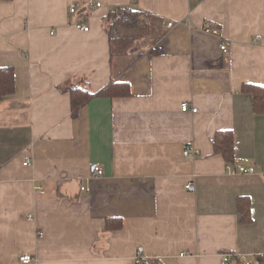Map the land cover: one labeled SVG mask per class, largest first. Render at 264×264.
<instances>
[{
	"label": "crops",
	"instance_id": "0c3cea01",
	"mask_svg": "<svg viewBox=\"0 0 264 264\" xmlns=\"http://www.w3.org/2000/svg\"><path fill=\"white\" fill-rule=\"evenodd\" d=\"M118 6L141 10L146 32L113 48L103 22ZM8 66L0 264H223L225 253L237 264L264 254V113L242 91L264 86V0H0ZM81 81L95 97L74 116L64 88ZM119 83L131 93L117 96ZM110 84V96L96 95ZM185 101L198 111H183ZM219 130L234 132L232 165L256 171L227 170Z\"/></svg>",
	"mask_w": 264,
	"mask_h": 264
},
{
	"label": "trees",
	"instance_id": "16d2710c",
	"mask_svg": "<svg viewBox=\"0 0 264 264\" xmlns=\"http://www.w3.org/2000/svg\"><path fill=\"white\" fill-rule=\"evenodd\" d=\"M143 12L137 8L130 6H118L113 8L109 15L103 22V27L109 34L112 41L113 48H116L118 43L127 41L128 44L135 43L137 39L143 36V32L146 28V20L143 19ZM129 34L118 35L117 32L120 29ZM122 30V31H123ZM142 31V32H141ZM136 32H141L136 34ZM130 35V36H129ZM112 84L107 86L105 89L100 91L96 95L110 96L112 94V89L110 87ZM129 85L124 83L117 84V96H122L131 93L127 90ZM16 89V75L15 68L13 66L0 67V100L5 96L12 94ZM65 91L71 94L72 98V109L73 115L77 116L80 108L90 101L95 94L92 93L88 85H85L83 81L80 84H69L64 88ZM244 93H248L252 96L253 110L257 114L264 113V86L245 83L242 87ZM214 148L217 153H221L228 164H235V137L232 130H219L214 137ZM238 207L242 214V221L245 223H250L252 221V213L250 205L247 204V200L240 198L238 201ZM112 219L107 218V227L109 229L117 228L121 226L118 222H111ZM252 264H264V254H259L252 259ZM136 264H163L158 258H142L140 257L139 262ZM237 264H245V262L238 259Z\"/></svg>",
	"mask_w": 264,
	"mask_h": 264
},
{
	"label": "built area",
	"instance_id": "2783aa9c",
	"mask_svg": "<svg viewBox=\"0 0 264 264\" xmlns=\"http://www.w3.org/2000/svg\"><path fill=\"white\" fill-rule=\"evenodd\" d=\"M98 5L100 6L101 3H98ZM77 10V5L76 4H72L70 7V11L71 13H75ZM78 28L84 30V31H88L89 30V25L83 23V22H77L75 24ZM212 32H215V30H210ZM220 49L224 52H226L228 50V42L227 41H223L221 42L220 45ZM181 108L183 111H188V110H192L194 113H196L198 111L197 107H193L192 109H190L189 103L187 101L183 102L181 105ZM185 156L189 157V158H197L200 155V151L195 149V150H191V149H186L184 151ZM29 160L27 159L25 161V164H29ZM227 170L232 172V173H243V174H247V173H253L254 171H256L255 167H245L243 165H237V166H233L232 164H227ZM93 173L95 174V176L99 177L102 176L104 174V169L102 166L100 165H95L93 168ZM187 189H192L193 185L191 183L186 185ZM82 190H89V188H87L86 186H82L81 187ZM40 235H43V232L40 233ZM233 257V253H225L223 254L222 257V262L223 264H227L230 262L231 258ZM33 257L30 254H24L20 257V260L23 263H29L31 261H33ZM140 257L137 258V262H139ZM242 261L245 262V264H252L253 261L251 259H246V258H242Z\"/></svg>",
	"mask_w": 264,
	"mask_h": 264
},
{
	"label": "rangeland",
	"instance_id": "374dc122",
	"mask_svg": "<svg viewBox=\"0 0 264 264\" xmlns=\"http://www.w3.org/2000/svg\"><path fill=\"white\" fill-rule=\"evenodd\" d=\"M123 29H124V28L120 29V31H118L117 34L120 35V33H121V31H122ZM143 30H144L143 33H145V32H146L145 29H143ZM141 32H142V31H141ZM141 32H136V34L141 33ZM126 34H129V33L126 32Z\"/></svg>",
	"mask_w": 264,
	"mask_h": 264
}]
</instances>
